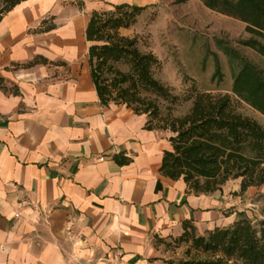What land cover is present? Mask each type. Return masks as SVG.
I'll use <instances>...</instances> for the list:
<instances>
[{
    "label": "crops",
    "instance_id": "1",
    "mask_svg": "<svg viewBox=\"0 0 264 264\" xmlns=\"http://www.w3.org/2000/svg\"><path fill=\"white\" fill-rule=\"evenodd\" d=\"M121 3L24 0L0 20V264H149L157 237L231 206L161 173L169 131L102 105L86 30Z\"/></svg>",
    "mask_w": 264,
    "mask_h": 264
},
{
    "label": "trees",
    "instance_id": "2",
    "mask_svg": "<svg viewBox=\"0 0 264 264\" xmlns=\"http://www.w3.org/2000/svg\"><path fill=\"white\" fill-rule=\"evenodd\" d=\"M24 0H6L0 20ZM204 5L245 23L250 38L241 43L264 58V0H202ZM146 5L121 3L113 9H95L86 30L91 73L103 106L126 105L146 114L145 128L169 131L170 149L164 151L160 171L182 178L196 195L221 191L232 179H240L241 192L264 185V127L237 110L229 93L202 90L194 83L179 95L155 76L161 62L153 51H144L139 37L122 33L132 27ZM217 46L230 61L240 63L232 93L264 115V70L224 39ZM217 74H222L216 71ZM192 101L184 114H176L183 102ZM121 163L128 157L115 155ZM177 241L187 245L188 259L178 264H264V219L255 225L243 216L228 226H216L204 234L193 219L183 221ZM203 255L204 257H202Z\"/></svg>",
    "mask_w": 264,
    "mask_h": 264
},
{
    "label": "rangeland",
    "instance_id": "3",
    "mask_svg": "<svg viewBox=\"0 0 264 264\" xmlns=\"http://www.w3.org/2000/svg\"><path fill=\"white\" fill-rule=\"evenodd\" d=\"M130 3L146 5L147 9L132 27L122 29V33L137 35L141 49L157 55L161 62L155 69L158 79L179 95L187 94L194 83L202 90L229 93L238 111L264 127V115L249 104L236 101L232 93L240 63L230 61L217 46V39H224L264 70V58L241 43L251 37L245 31L244 22L207 8L202 0H130ZM6 4V0H0V12ZM217 70L222 74L215 76ZM191 105V100L183 102L176 114H184ZM240 182L232 179L224 185L222 192L231 206L223 211L224 217L215 220L214 227L231 225L243 216L255 225L264 219V185L241 192ZM178 236L157 237V252L149 264H178L188 259L187 245L178 242Z\"/></svg>",
    "mask_w": 264,
    "mask_h": 264
},
{
    "label": "built area",
    "instance_id": "4",
    "mask_svg": "<svg viewBox=\"0 0 264 264\" xmlns=\"http://www.w3.org/2000/svg\"><path fill=\"white\" fill-rule=\"evenodd\" d=\"M120 257H121V253L120 252H118V254H117V260H120Z\"/></svg>",
    "mask_w": 264,
    "mask_h": 264
}]
</instances>
